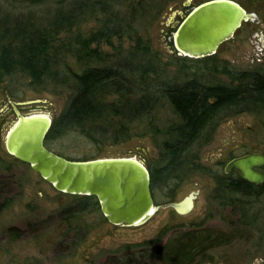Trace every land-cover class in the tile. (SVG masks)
<instances>
[{"label":"trees","instance_id":"16d2710c","mask_svg":"<svg viewBox=\"0 0 264 264\" xmlns=\"http://www.w3.org/2000/svg\"><path fill=\"white\" fill-rule=\"evenodd\" d=\"M50 1L56 12L47 19L45 6ZM176 1L12 0V5L1 1L18 12L12 26H4L6 15L0 12V83L22 76L28 89L66 97L46 135L47 148L73 131L95 146L149 137L158 151L156 161L147 167L155 203L158 192L171 202L185 179L202 173L217 185L212 199L234 207L241 224L249 228L263 213L262 206L255 208L261 205L263 188L205 167L199 152L223 120L241 114L264 119V69H225L216 57L163 61L141 30ZM41 7L45 10L37 16L36 8ZM90 22L96 27L85 31ZM204 70L205 79L199 77ZM162 110L167 115L158 120ZM93 127H100L101 136ZM3 165L0 160V169L8 171ZM82 200L84 206L66 210L70 223L66 234L75 230L76 239L81 237L73 219L92 209L105 220L94 197ZM2 206L5 209L7 202ZM197 228L168 236L172 229L165 227L150 241L108 252V259L111 264H131L132 258L146 254L145 264H191L195 249L203 245ZM9 233L13 240L21 235L16 230Z\"/></svg>","mask_w":264,"mask_h":264},{"label":"rangeland","instance_id":"374dc122","mask_svg":"<svg viewBox=\"0 0 264 264\" xmlns=\"http://www.w3.org/2000/svg\"><path fill=\"white\" fill-rule=\"evenodd\" d=\"M1 1L4 0H0V12L6 15L3 17L4 26H12L18 11ZM8 1L9 5L15 3ZM208 1L170 2L155 20L145 24L141 35L150 40L152 48L161 54L163 61L183 58L172 45L175 24L192 8ZM231 1L256 15L257 20L244 23L231 40L218 48L215 57L224 62L225 69L226 66L241 71L260 66L264 69V50L260 42L261 33H264V0ZM36 9L40 10L37 16H41V11L46 9L47 19H52L56 12L51 1L45 9ZM95 27V23L90 22L84 30ZM199 77L207 78V70L201 71ZM218 77L227 80L223 75ZM27 82L22 76H14L0 83V160L9 166L8 171L0 169V264H111L108 252L125 244L150 241L165 227L172 229L168 236L196 227L201 231L203 245L195 249L191 264H264V241L260 243L256 234L240 223L235 208L221 206L220 202L212 199L214 180L202 173L185 179L171 201L179 203L194 194L193 207L187 214L164 207L170 202L158 192L155 203L159 205L158 210L142 225L115 227L89 209L72 220V224L78 226L81 239H76L75 230L66 234L70 225L66 222L68 211L73 208L72 205L84 206L83 196L57 192L28 165L13 162L4 147V126L16 120L15 110L22 116L48 114L53 122L65 105L64 95L33 91L28 89ZM165 115V111H160L158 120H164ZM263 124L264 119L254 114H241L223 120L211 141L200 149V164L223 173L224 166L235 157L253 152L264 154ZM92 129L97 136H101L100 127ZM48 148L65 159L75 161L131 157L142 162L146 168L158 158V151L150 138L140 136H134L127 142L114 144L106 141L95 146L73 131L50 142ZM5 202L7 207L4 209L1 205ZM261 206H264V200L261 205H255L256 210ZM10 230L19 231L20 237L13 240ZM132 259L135 261L131 264H145L148 258L143 254Z\"/></svg>","mask_w":264,"mask_h":264},{"label":"water","instance_id":"95a60500","mask_svg":"<svg viewBox=\"0 0 264 264\" xmlns=\"http://www.w3.org/2000/svg\"><path fill=\"white\" fill-rule=\"evenodd\" d=\"M238 3L210 0L190 10L175 24L172 34L174 51L191 59L209 57L230 40L242 23L256 20ZM28 108V105H20ZM16 120L6 123L3 138L6 153L26 164L57 192L72 196L94 197L103 218L115 227L144 224L157 210L150 188L148 169L135 158H98L75 161L65 159L45 146L51 127L48 114L22 116L15 110ZM263 153H248L231 159L226 174L235 170L247 184L260 188L264 184ZM194 194L179 203L164 207L187 214L193 207ZM190 202V206H189Z\"/></svg>","mask_w":264,"mask_h":264},{"label":"flooded vegetation","instance_id":"af4514ba","mask_svg":"<svg viewBox=\"0 0 264 264\" xmlns=\"http://www.w3.org/2000/svg\"><path fill=\"white\" fill-rule=\"evenodd\" d=\"M245 10V9H244ZM246 11V10H245ZM247 12V11H246ZM247 13H249V12H247ZM256 16V15H255ZM256 20H257V18H256ZM255 21V20H254ZM247 22H249V21H247ZM247 22H244V23H247ZM244 23H242L241 24V26L235 31V33L237 32V31H239L240 29H241V27H242V25L244 24ZM235 33H234V35H235ZM234 35H233V37H234ZM232 37V38H233ZM231 38V39H232ZM230 39V40H231ZM229 41V40H228ZM227 42V41H226ZM260 42H261V47H262V49L264 50V33H261V36H260ZM225 43V42H224ZM224 43H222V44H224ZM221 44V45H222ZM220 45V46H221ZM219 46V47H220ZM218 50V49H217ZM217 53V52H216ZM216 53L214 54V55H212V56H209V57H204V58H200V59H194V60H205L206 58H211V57H215V55H216ZM185 58H187V57H185ZM189 59H191V58H189ZM217 59V58H216ZM193 60V59H192ZM219 61H221V59H218ZM1 121H2V119H0V124H1ZM242 156V155H241ZM224 168H225V166H224ZM262 174H264V167H262L260 170H259ZM223 174H225V175H227V176H231V175H234V176H239V174H238V172L237 171H235V170H233V171H231L230 173H228V174H226L225 172H224V169H223ZM240 177V176H239ZM216 183H215V188H216ZM261 188H263V194H264V184L261 186ZM263 200H264V197H263ZM262 200V201H263ZM233 205V204H232ZM234 208V207H233ZM236 211V210H235ZM262 211H263V213H262V215L260 216V218H259V220L255 223V224H253V225H251V227H249V229L251 230V231H253L255 234H256V237H257V240L260 242V243H262L263 241H264V223H262V222H264V206H262ZM236 216V215H235ZM238 220L239 221H243L242 219H241V216H239V214H238ZM241 223V222H240Z\"/></svg>","mask_w":264,"mask_h":264},{"label":"snow or ice","instance_id":"6c2138e0","mask_svg":"<svg viewBox=\"0 0 264 264\" xmlns=\"http://www.w3.org/2000/svg\"><path fill=\"white\" fill-rule=\"evenodd\" d=\"M189 206H190V202H189Z\"/></svg>","mask_w":264,"mask_h":264}]
</instances>
